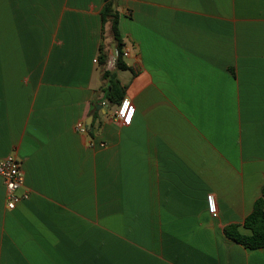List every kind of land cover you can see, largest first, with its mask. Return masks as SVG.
<instances>
[{"label":"crops","instance_id":"obj_1","mask_svg":"<svg viewBox=\"0 0 264 264\" xmlns=\"http://www.w3.org/2000/svg\"><path fill=\"white\" fill-rule=\"evenodd\" d=\"M103 7L0 0V158L28 193L7 209L0 177V264H264L223 231L264 186V0H115L121 70Z\"/></svg>","mask_w":264,"mask_h":264},{"label":"trees","instance_id":"obj_2","mask_svg":"<svg viewBox=\"0 0 264 264\" xmlns=\"http://www.w3.org/2000/svg\"><path fill=\"white\" fill-rule=\"evenodd\" d=\"M101 19L102 21L109 20L111 23V34L117 50L116 68L124 69L125 66L119 59L122 43L118 32V15L115 10V0H104ZM105 60V55H101L100 62L103 63ZM102 78L108 83L106 90L107 99L112 103H120L123 99V90L114 73L106 71L103 73ZM261 196H264V186L261 188ZM262 197L254 202L251 212L245 217L241 225L233 224L224 228L223 231L226 238L250 250L264 248V202ZM240 227L249 233H242Z\"/></svg>","mask_w":264,"mask_h":264},{"label":"built area","instance_id":"obj_3","mask_svg":"<svg viewBox=\"0 0 264 264\" xmlns=\"http://www.w3.org/2000/svg\"><path fill=\"white\" fill-rule=\"evenodd\" d=\"M123 55L126 56L127 53ZM132 110L130 100L123 98L116 107L114 118L126 123L130 120ZM75 128L79 132L86 131L85 126L81 123L76 124ZM0 177L5 187L6 208L12 210L20 201L28 198L27 191H24L21 195H17V191L24 186V176L20 170V162L14 156L10 155L5 158H0ZM206 209L211 217L216 216L217 208L213 194L206 196Z\"/></svg>","mask_w":264,"mask_h":264}]
</instances>
